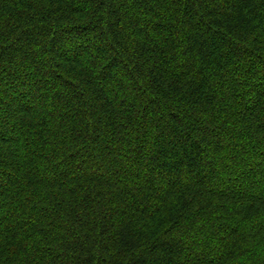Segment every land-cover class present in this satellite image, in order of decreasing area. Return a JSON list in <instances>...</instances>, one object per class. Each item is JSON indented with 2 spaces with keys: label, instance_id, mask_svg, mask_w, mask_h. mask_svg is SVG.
Returning a JSON list of instances; mask_svg holds the SVG:
<instances>
[{
  "label": "trees",
  "instance_id": "16d2710c",
  "mask_svg": "<svg viewBox=\"0 0 264 264\" xmlns=\"http://www.w3.org/2000/svg\"><path fill=\"white\" fill-rule=\"evenodd\" d=\"M0 264H264V0H0Z\"/></svg>",
  "mask_w": 264,
  "mask_h": 264
}]
</instances>
